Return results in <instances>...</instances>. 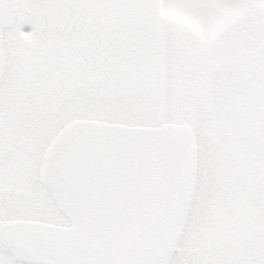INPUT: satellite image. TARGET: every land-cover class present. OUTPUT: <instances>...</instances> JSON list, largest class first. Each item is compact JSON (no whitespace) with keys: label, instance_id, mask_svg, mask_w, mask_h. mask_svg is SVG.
Masks as SVG:
<instances>
[{"label":"snow or ice","instance_id":"obj_1","mask_svg":"<svg viewBox=\"0 0 264 264\" xmlns=\"http://www.w3.org/2000/svg\"><path fill=\"white\" fill-rule=\"evenodd\" d=\"M0 264H264V0H0Z\"/></svg>","mask_w":264,"mask_h":264}]
</instances>
